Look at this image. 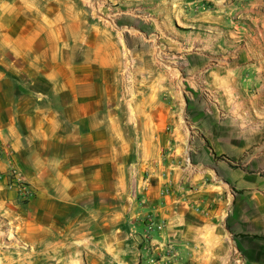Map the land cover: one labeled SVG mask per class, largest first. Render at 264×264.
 Segmentation results:
<instances>
[{"label": "crops", "instance_id": "obj_1", "mask_svg": "<svg viewBox=\"0 0 264 264\" xmlns=\"http://www.w3.org/2000/svg\"><path fill=\"white\" fill-rule=\"evenodd\" d=\"M117 3L148 15L92 18L89 31L86 17L50 10L41 18L49 25L43 31H8L0 39V48L13 42L30 59L19 72L0 69V166L13 162L35 193L30 231L78 233L70 244L84 253L85 264H239L237 257L264 264V131L253 129L254 119L264 118L261 101L254 94L216 103L174 101L166 97L162 75L166 56L186 53L204 57L199 70L211 69L209 76L225 92H247L255 83L243 79L250 65L239 60V49L222 46L229 41L230 16L244 7L231 0ZM182 28L194 36L195 49L182 42ZM215 39L222 45L214 48ZM199 41L203 46L197 47ZM130 42L140 43L151 74L142 87L140 158L122 165L119 152L132 153L134 144L119 146L100 115L105 105L118 103L117 67ZM215 53L223 62L213 69L208 58ZM233 79H240L237 86ZM13 88L20 94L7 96ZM167 103L181 104V111L189 104L202 127L178 131V114ZM241 118L249 131H238ZM128 179L140 192V205H127L130 219L118 224L119 183ZM170 243L175 259L166 254ZM56 259L77 262L73 256Z\"/></svg>", "mask_w": 264, "mask_h": 264}, {"label": "rangeland", "instance_id": "obj_2", "mask_svg": "<svg viewBox=\"0 0 264 264\" xmlns=\"http://www.w3.org/2000/svg\"><path fill=\"white\" fill-rule=\"evenodd\" d=\"M115 1L0 0V39L3 37L4 32L7 34L8 31L22 30L33 33L43 31L49 25L45 24L41 18L46 16L50 10L54 16L68 17L69 19L75 16L86 17L88 23L85 26L89 28V31L93 26L91 22L107 16L125 13L127 16H136L142 19L145 15H148L142 8L135 6L123 7L120 3L115 4ZM231 1H233V4H239L244 8L230 16V24L227 28L228 43L222 45L221 41L215 39L213 47L222 45L225 49L231 51L239 49L240 52H237L240 53L239 60L250 65V69L247 67L245 70L243 79L251 78L255 80V83L250 85L247 92H244V90L241 92L238 89L234 92L233 88L225 92L224 89L222 90L215 85L213 78L209 76L211 69L199 70L202 67L201 59H204V57H191L184 53L177 56L168 55L163 61L162 75L166 81L165 94L167 98L171 99L172 97L174 101L177 100V97H181L183 101L186 98L187 102L203 101L204 103L207 101L216 103L220 98L239 99L254 94L261 101V111L264 116V0ZM53 30L55 32L59 30L57 25L53 26ZM180 31L183 37L182 42L186 43L184 45L187 48L195 49L196 42H193L192 39L194 36L188 33L189 30H183L182 28ZM214 31L211 27L206 30L211 36ZM11 38H13V35ZM139 44V42H135L134 45L131 42L129 45L124 44L116 73L118 103L105 105L100 115L103 124L117 133L119 146L126 143V140H129L130 144H134V150L128 154L129 156L124 150L119 152V160H122L123 163L120 162L122 165H125L127 161L136 165L140 158L137 131H140L143 124L139 117L145 110V105L141 103V99L143 92L146 91V88L142 87L151 73H149L147 66V56L144 59L140 56L142 51H139L141 49ZM175 45H177V42ZM175 45H173L174 48ZM200 46H203L201 41L197 44V47ZM16 48L20 49L14 46L13 42L4 49L0 48V69H4L1 66L3 65L11 71L19 72L29 65V57L21 56ZM29 51H24L23 54L26 52L29 55ZM231 55L232 58L233 54L231 53ZM208 60L215 65H213V69H216V65L223 62L222 56L216 53L213 58H208ZM238 74L241 75V73ZM24 75L26 76L27 73H24ZM232 81L235 86L238 85L237 81H240V79H233ZM12 90L13 92L11 91L7 96L20 94L19 89L15 90L13 88ZM239 101H242V98ZM6 106L8 105L6 104ZM168 107H172V111L178 114L175 121L178 122L180 127L174 125L178 131H198L196 127H202L203 123L201 124L200 120L191 117L189 114V104H186L183 111L180 109L181 104L167 103ZM245 125H247L245 120L241 118L237 125L238 131H249ZM254 127L255 131H264V118L256 117ZM1 151L0 149V153ZM1 162L4 161L0 159ZM4 164L5 169L0 166L1 172L5 173V177L0 179V264H57L56 256H73L74 260L77 259L75 264H85L82 261L84 253L72 247L73 243L70 244L72 241H78V233H56V236H54L51 233L30 231L33 217L30 214L29 205L35 193L31 189L28 190V193L10 189V163L5 162ZM126 173H129V170H126ZM124 181L126 180L124 179ZM117 204L116 219L118 224H123L125 219H130L129 212L124 210L127 205H132L134 208H138L140 205V192L133 189L129 179L127 184L119 183ZM47 240H60L61 242L51 246V244H48L50 241ZM83 244L84 242L79 243V245ZM139 247L141 246L139 245ZM56 250H60V253L54 252Z\"/></svg>", "mask_w": 264, "mask_h": 264}, {"label": "built area", "instance_id": "obj_3", "mask_svg": "<svg viewBox=\"0 0 264 264\" xmlns=\"http://www.w3.org/2000/svg\"><path fill=\"white\" fill-rule=\"evenodd\" d=\"M0 149L3 150V145L1 144L0 141ZM188 164H191V160H187ZM5 173L1 172L0 169V179L4 178ZM9 176H10V183H9V188L13 189V190H17L20 192H26L28 193L29 191V186L27 185V183L23 180V176H22V172L20 171V169L13 163L11 162L10 167H9ZM152 226V223L151 225ZM167 256L168 258H177L178 255V251L175 248V246L173 244H168L167 245ZM237 263L239 264H245L244 263V259H242V257H237ZM153 263H158L157 260L152 261Z\"/></svg>", "mask_w": 264, "mask_h": 264}]
</instances>
